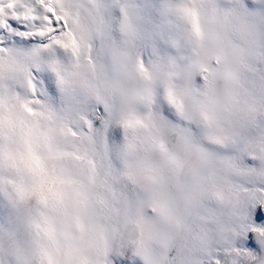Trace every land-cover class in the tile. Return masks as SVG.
<instances>
[{
  "label": "snow or ice",
  "instance_id": "obj_1",
  "mask_svg": "<svg viewBox=\"0 0 264 264\" xmlns=\"http://www.w3.org/2000/svg\"><path fill=\"white\" fill-rule=\"evenodd\" d=\"M164 13L145 59L131 0H0V173L34 178L0 175V264H264V0Z\"/></svg>",
  "mask_w": 264,
  "mask_h": 264
},
{
  "label": "clouds",
  "instance_id": "obj_2",
  "mask_svg": "<svg viewBox=\"0 0 264 264\" xmlns=\"http://www.w3.org/2000/svg\"><path fill=\"white\" fill-rule=\"evenodd\" d=\"M169 2H171V0H160L158 15L155 18L151 32L146 30L145 23L143 20V15L142 13L138 12L136 22L139 28L141 39L145 44V47L143 49L145 59H147L148 56L151 54L152 51L151 45L153 41L158 40L162 34H167V32L172 28V26L176 22L175 17L170 15H165L164 13V6L166 3ZM0 175H2L5 182H11V184L31 185L34 182L33 176L26 170L23 163L20 164L19 170L15 168L9 169L7 166H5L3 172L0 173ZM8 187L9 190H11V185H9ZM0 201L6 202L13 216L19 218L20 223L16 226L17 235H18V239H20L21 242H24L26 240V235H25L26 214L23 211L12 208L8 200L5 198V196L2 193H0ZM30 203L31 205L35 206L36 204L35 199L33 198V200Z\"/></svg>",
  "mask_w": 264,
  "mask_h": 264
},
{
  "label": "bare ground",
  "instance_id": "obj_3",
  "mask_svg": "<svg viewBox=\"0 0 264 264\" xmlns=\"http://www.w3.org/2000/svg\"><path fill=\"white\" fill-rule=\"evenodd\" d=\"M107 2L114 3V0H107ZM131 2L136 5V10L142 13L146 30L151 32L155 18L158 15L160 0H131ZM19 223V218L13 216L7 203L0 201V228H16Z\"/></svg>",
  "mask_w": 264,
  "mask_h": 264
},
{
  "label": "rangeland",
  "instance_id": "obj_4",
  "mask_svg": "<svg viewBox=\"0 0 264 264\" xmlns=\"http://www.w3.org/2000/svg\"><path fill=\"white\" fill-rule=\"evenodd\" d=\"M1 229V228H0Z\"/></svg>",
  "mask_w": 264,
  "mask_h": 264
}]
</instances>
